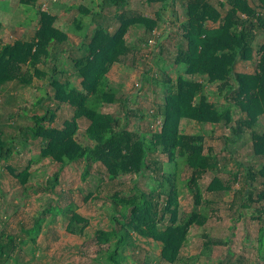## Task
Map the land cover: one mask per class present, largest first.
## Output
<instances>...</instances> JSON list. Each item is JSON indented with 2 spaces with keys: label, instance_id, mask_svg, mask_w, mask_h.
<instances>
[{
  "label": "trees",
  "instance_id": "obj_1",
  "mask_svg": "<svg viewBox=\"0 0 264 264\" xmlns=\"http://www.w3.org/2000/svg\"><path fill=\"white\" fill-rule=\"evenodd\" d=\"M37 1L19 0L24 11L32 13L28 23L37 21L33 37L0 43V104L2 93L12 100L13 96L9 93L12 88L13 92L14 86L15 89L31 86L33 79L47 78L45 88L51 91L36 102L38 107H42L43 114L32 115L31 125L20 127L16 139L4 136L0 128V160L5 163L8 174L19 183L21 194L31 191L32 186L26 184L34 176L33 172L29 171L30 167L19 171L18 167L6 163L16 152L14 141L25 145L28 137L39 139L40 149L30 164L48 160L58 166V170L52 171L45 179V190L52 194L60 183L63 169L77 163L84 164L81 171L83 182L96 164L105 168L111 181L128 174L146 176L147 172L158 173V185L148 192L134 184L132 195L120 198L115 193L110 197L114 225L110 231L95 232L97 256L90 258L91 253L85 255L90 264H125L129 258L126 253L130 251L133 262L148 264L138 258L140 248L135 245V237L139 235L160 244L163 262L177 264L190 229L203 227L219 209L210 207L216 204V200L205 199L199 183L203 176L213 173L215 176L206 189L211 195L221 198L234 186L239 187L230 204L237 209L238 218L253 208L254 203L261 202L255 210L258 215L252 218L258 221L256 257L259 264H264V133L252 134L251 138L254 158H258L257 169L253 165L239 163L243 171L238 174L228 172L226 178H222L216 175L219 173L217 157L212 151L205 152L204 137L201 134H185L180 128L181 120L199 125L222 124L230 130L231 135L226 140L232 142L241 138L244 128L251 127L264 116V42L258 48L254 74L234 71L237 62L252 58L256 38L264 35V0H218V8L211 0L187 1L183 6L185 21L180 26V38L176 47L170 49L176 50L173 61H163L159 57L157 71L153 67L151 69L161 79L164 94L158 108L160 130L148 137L129 130L131 117L136 115L129 113V98L110 82L108 74L115 64L133 54L134 48L126 41L128 31L140 27L144 34H152L165 22L163 11L174 0H160L162 6L155 17L128 10L130 0H100L97 4L100 11L115 9L113 19L118 26L117 31L112 33L109 32L111 24L94 22L92 15L89 16L94 11L77 7L79 14L73 19L70 31L81 41L76 49L78 55L67 61L60 58L63 51L60 48L67 44V32L63 33L55 27L57 17L51 12L41 11L36 6ZM147 3L154 4L157 0H147ZM66 10L69 12L73 8L69 6ZM100 11L95 12L102 14ZM208 23L218 26L209 28ZM41 64L45 65V71L39 69ZM172 65L175 80L166 75ZM69 69L80 79V88L71 84L63 74ZM145 76H148L147 72ZM199 77L206 78L210 83L217 82L224 89L218 94L224 98L223 105L208 102L203 95L202 83L192 80ZM46 100L51 106L43 107ZM115 103L120 104L122 115L102 111L104 106ZM60 105L72 109V116L62 125H55L59 124L56 111ZM236 107L245 112L248 119H239L231 124L232 110ZM23 108L26 111L29 105L25 104ZM12 118V113L7 114V121ZM80 120L88 122L82 132L84 142L77 139ZM156 153L167 158L160 167L157 160L150 158ZM184 169L190 176L182 179ZM185 187L194 198V203L189 212L181 213L179 196ZM73 208V204L64 208L57 203L49 204L37 212L30 228L21 229V234L34 243L44 225L53 223L58 216L66 218L68 214H72L69 231H72L74 223L82 221L86 225L87 221ZM234 229L235 224L229 228V236L216 239V242L204 235L207 240L201 255L207 257L213 246L222 245L226 247L225 254L214 263L241 264L237 255L242 258L243 255L230 248ZM14 237L0 234V264H25L13 258L16 249Z\"/></svg>",
  "mask_w": 264,
  "mask_h": 264
},
{
  "label": "rangeland",
  "instance_id": "obj_2",
  "mask_svg": "<svg viewBox=\"0 0 264 264\" xmlns=\"http://www.w3.org/2000/svg\"><path fill=\"white\" fill-rule=\"evenodd\" d=\"M187 1L174 0L172 3L169 2V6H166L163 11L165 22L159 25V28L152 34H144L143 29L140 27L131 28L126 35V41L134 48L133 54L121 63L115 64L108 74L110 82L116 88H119L125 97L129 98V113L136 115L131 117L129 130L144 133L147 137L152 133H158L160 130L161 121L158 108L163 102L164 94L161 79L156 77L151 69L153 67L154 71H157L159 57L163 61H173L176 50L170 49L176 47L178 38H180V26L185 21L183 6ZM217 1L211 0L214 6L218 8ZM97 4H100V0H38L36 2V6L40 7L41 11L44 7V10L57 17L55 22L57 29L63 33L67 32V44L60 48V50H63L60 53V58L63 61L78 55L76 49L79 48L81 39L70 31L73 19L79 14L77 7H85L94 11L89 15H92L94 22H107L111 24L109 32L117 31L118 25L113 19L115 9L106 8L100 11ZM69 6L73 10L68 12L66 8ZM161 6L162 2L160 0H157V3L154 4H148L147 0H130L127 8L135 12H141L147 17H155V13L158 12ZM95 11H100L102 14ZM31 15V12L26 13L19 5V0H0V43H10L16 38L27 40L33 37L38 25L37 21H33L31 24L28 23V17ZM207 26L213 28L218 25L208 23ZM263 42L264 35H258L253 44L252 58L248 61L237 62L234 68L236 73L252 75L256 72L258 48ZM144 43H147V45ZM69 48H71V51ZM39 69L45 71V65H39ZM173 69L174 66L172 65L168 68L166 75L175 80L176 75L173 73ZM146 72L148 76H145ZM63 74L71 84L80 88V79L73 71L69 69ZM192 80L202 83L203 95L206 96L209 103L217 105L225 103L224 98L218 96L224 89L217 82L210 83L206 78L200 77ZM47 82V78L43 77L33 79L32 85L26 88L18 86L19 88L15 89L16 86H14V91L12 92V88L9 92L10 96H13L12 100L9 97L7 99L5 93L1 94L3 105L0 104V128L4 136H13L16 139L20 127L31 125L30 117L32 115L43 114L42 107H38L36 102L38 98L51 93L48 90L49 88H45ZM4 96L6 97L4 98ZM25 104L29 105L26 111L23 108ZM47 105L51 106L49 101L46 100L43 102V107ZM119 105L115 103L104 106L102 111L122 115ZM232 111L233 120L231 124L236 123L239 119H248L246 113L240 111L239 108H233ZM9 113H12L14 117L11 121H7V114ZM56 116V121L59 124L55 123V125H62L63 121L72 116V109L67 105H60L56 111ZM79 126L80 133L77 139L84 142L82 132L87 128L88 122L80 120ZM180 128L185 134H201L204 137L205 152L208 154L212 151V154L218 160L219 173L216 175L226 178L228 172L238 174L243 171L239 163L253 165L254 169H257L258 158H254L251 138L252 134L255 136L264 133V116H261L251 127L242 128L245 133H242L241 138H236L232 142L226 140L231 134L230 130L222 124L199 125L196 122L181 120ZM28 138L29 141L25 145L18 144V140L14 141L13 145L16 152L6 165L11 164L18 167L19 171L24 167H30L29 171L33 172L34 176L26 185L32 186L31 191L22 192L21 194L19 183L8 174L5 163L0 160V234L16 236L14 237L16 249L13 258L20 263L90 264L89 258L85 254L91 253L90 258L97 256L95 250L98 243L95 239V232L98 230L110 231L114 225L112 222L114 212L110 205V197L115 193H118L120 198L132 195L134 184L148 192L158 185L159 174H152L151 172H147L146 176L128 174L111 181L108 180L105 168L101 164H96L92 166L90 175L83 182L81 171L84 164L77 163L63 169L60 173V183L52 194L45 190V179L52 171H57L58 166L48 160H43L40 164L33 162L30 164V161L39 154L40 149L39 139ZM150 158L157 160L159 167L161 163L167 161L166 156L160 153H156ZM186 171L184 169L182 179L190 176ZM213 176H215L213 173L207 174L200 179L199 183L205 199L209 201L216 200V204H211L210 207L213 209L218 207L219 209L211 215V219L203 227L190 229L188 241L181 249L180 261L177 264H215L214 262L217 259L224 256L226 247L215 245L207 257L202 256L203 244L207 240L204 235L207 234L216 242L218 239L231 234L229 228L233 224H235V229L233 230L234 236L230 248L235 253L243 255V258L237 255V259L241 264H248L249 261H252V264H259V258L256 257L258 221L253 219L252 216L258 215L255 210L261 202L254 203L253 208L246 210L244 216L238 218L237 209L230 204L235 196V190L239 187L234 186L230 192H227L221 198L213 196L206 191ZM164 185H167L166 181H164ZM58 194H61V196H58ZM55 203L60 204L62 208L68 204H73L74 208L72 210L82 216L87 224L85 225L82 221L80 224L74 223L72 224V231H69L68 226L72 214H68L66 218L58 216L53 223L44 225L41 234L34 243L24 234H21L22 228L28 229L32 226L33 218L40 209ZM193 203L194 198L192 195L186 187L182 188V194L179 196L180 212H189ZM79 230H81V233ZM137 236V238L135 237V245L140 248L138 258L141 262L168 264L163 262L160 256V244L153 241L152 238ZM126 255L129 258L125 264H137L133 262L134 259L130 251ZM7 264L14 263L8 262Z\"/></svg>",
  "mask_w": 264,
  "mask_h": 264
},
{
  "label": "clouds",
  "instance_id": "obj_3",
  "mask_svg": "<svg viewBox=\"0 0 264 264\" xmlns=\"http://www.w3.org/2000/svg\"><path fill=\"white\" fill-rule=\"evenodd\" d=\"M44 6V5H43ZM128 10H130V9H128ZM42 11H46V10H44V7H42Z\"/></svg>",
  "mask_w": 264,
  "mask_h": 264
}]
</instances>
